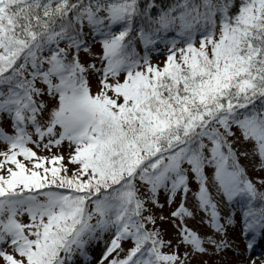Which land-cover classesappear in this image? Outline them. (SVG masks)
<instances>
[{"label": "snow or ice", "instance_id": "snow-or-ice-1", "mask_svg": "<svg viewBox=\"0 0 264 264\" xmlns=\"http://www.w3.org/2000/svg\"><path fill=\"white\" fill-rule=\"evenodd\" d=\"M0 122V264L242 255L229 229L264 237V0H0Z\"/></svg>", "mask_w": 264, "mask_h": 264}, {"label": "rangeland", "instance_id": "rangeland-1", "mask_svg": "<svg viewBox=\"0 0 264 264\" xmlns=\"http://www.w3.org/2000/svg\"><path fill=\"white\" fill-rule=\"evenodd\" d=\"M156 60H162L163 57H155ZM1 126L5 127L6 130L10 131V126L7 123H3L1 122ZM55 151V149L53 150ZM62 151H64L66 153L67 149H63ZM194 183V182H193ZM160 202L162 204H164V208L162 210H159L157 212L158 215H163L165 217H168L169 212L171 211V208L175 207V204H173L171 207L167 204L166 200H165V194L163 191H161L160 193ZM194 200L192 199L191 193L189 194L188 200L186 202V206L193 208L194 207ZM203 214L201 213L199 216H197L196 220H190L188 221L189 226L192 227L193 229H197L200 230L201 232L205 231V227L203 225L200 224L199 220L200 217ZM239 218V213L237 212V219ZM160 227L162 228V230L165 233V237L167 238L168 236H171L174 234V229L169 221V219H165L162 221H158ZM239 225L237 224L236 228L234 229H229L228 231V237L229 239H234L236 242V245L238 246L240 252L243 253V247L245 246V244L241 243V240L243 238H241L239 236ZM261 243L263 244L262 246L264 247V237L261 241ZM100 244H97V248H93L92 249V253H93V257H94V261L98 258V254L102 251V247L98 248ZM244 245V246H243ZM260 254L258 256H256V250H253L249 252H245L242 255H238L236 254L234 251L232 250H225L224 252H222L219 256H204V257H198L197 260H207L209 262V264H213V262H215V264H249V259H253L255 261V264H262V262H264V248L260 250L259 252ZM92 260V261H93ZM81 264H90V262L88 263H82Z\"/></svg>", "mask_w": 264, "mask_h": 264}, {"label": "trees", "instance_id": "trees-1", "mask_svg": "<svg viewBox=\"0 0 264 264\" xmlns=\"http://www.w3.org/2000/svg\"><path fill=\"white\" fill-rule=\"evenodd\" d=\"M169 0H158V3H161V4H165V3H168Z\"/></svg>", "mask_w": 264, "mask_h": 264}]
</instances>
